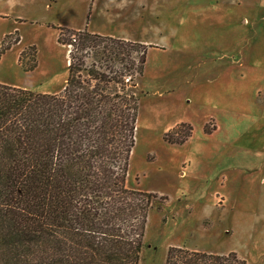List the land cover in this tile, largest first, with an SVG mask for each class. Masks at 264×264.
<instances>
[{
  "label": "rangeland",
  "instance_id": "obj_1",
  "mask_svg": "<svg viewBox=\"0 0 264 264\" xmlns=\"http://www.w3.org/2000/svg\"><path fill=\"white\" fill-rule=\"evenodd\" d=\"M61 27L146 45L126 184L167 199L148 211L138 264H165L171 246L264 264V0H0V41L20 39L0 83L62 91ZM179 124L191 136L171 144Z\"/></svg>",
  "mask_w": 264,
  "mask_h": 264
},
{
  "label": "trees",
  "instance_id": "obj_2",
  "mask_svg": "<svg viewBox=\"0 0 264 264\" xmlns=\"http://www.w3.org/2000/svg\"><path fill=\"white\" fill-rule=\"evenodd\" d=\"M6 38L0 56L20 40ZM59 41L69 50L62 91L0 83V264H138L148 211L167 199L126 184L138 109L129 88L146 45L62 27ZM35 64L34 54L23 67ZM191 131L179 124L166 139ZM165 264L246 262L171 246Z\"/></svg>",
  "mask_w": 264,
  "mask_h": 264
},
{
  "label": "crops",
  "instance_id": "obj_3",
  "mask_svg": "<svg viewBox=\"0 0 264 264\" xmlns=\"http://www.w3.org/2000/svg\"><path fill=\"white\" fill-rule=\"evenodd\" d=\"M59 91V90H58ZM53 92H56V91H52L51 93H53Z\"/></svg>",
  "mask_w": 264,
  "mask_h": 264
}]
</instances>
